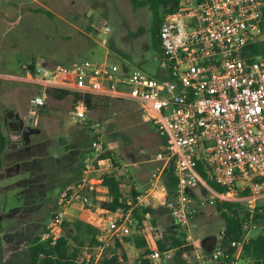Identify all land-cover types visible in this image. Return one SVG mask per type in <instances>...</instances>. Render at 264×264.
<instances>
[{
    "label": "built area",
    "instance_id": "built-area-1",
    "mask_svg": "<svg viewBox=\"0 0 264 264\" xmlns=\"http://www.w3.org/2000/svg\"><path fill=\"white\" fill-rule=\"evenodd\" d=\"M263 9L264 0H180L160 22L162 76L106 60L85 59L56 69L37 64L36 72L28 76L41 86L30 99L31 112L45 104L49 87L135 102L143 120L154 123L165 138L155 155L162 163L136 205L163 207L188 240L207 206L242 202L253 215L264 201V55L251 61L247 51L264 32ZM103 31L110 27L104 25ZM87 109L82 102L75 103L76 118L85 120ZM91 149L80 180L61 189L41 233L52 245L63 234L68 208L81 203L90 209L91 193L103 186L101 172L113 171L110 158H99L104 151L101 133ZM171 162L177 181L170 191L164 177ZM104 214L98 223L101 244L96 255L81 257L80 264H98L115 239L139 230L131 209ZM240 244L218 241L210 253L200 255L202 264H240L241 249L234 255L229 252V246ZM149 257L153 264L163 258L155 244Z\"/></svg>",
    "mask_w": 264,
    "mask_h": 264
},
{
    "label": "rangeland",
    "instance_id": "rangeland-1",
    "mask_svg": "<svg viewBox=\"0 0 264 264\" xmlns=\"http://www.w3.org/2000/svg\"><path fill=\"white\" fill-rule=\"evenodd\" d=\"M0 1L2 2L0 7V72L17 73V76L18 74L24 75L31 61L44 64L50 61L48 58L53 59L51 63H68L73 60H70L72 51L78 53L77 62L85 59L106 60L117 63L121 68L140 71L155 77L162 76L164 72L161 67L162 51L159 39L153 30L154 15L148 5L139 3L140 0H102L101 9L98 11L101 13L99 20L104 19L103 25L110 27L107 33L102 29L93 32L89 30L91 19L88 18L85 20L88 26L84 27V33H76L59 17L51 13L47 16L46 10L42 9L43 13L35 11L40 8L36 0H16L20 1L21 5L15 3V8L13 6L6 8L9 5L6 0ZM58 2V8L54 9L57 14L61 15L63 9L61 1ZM162 10L160 8L161 16H163ZM4 12L9 13V19L4 17ZM68 31L70 33H67ZM103 39H106V43H103ZM78 41L80 45H77ZM78 46H84L85 50L80 52ZM37 92L39 93L37 86L32 83L11 77L2 78L0 80V113L4 115L7 111L5 108L23 114V110H26L25 113L30 117L27 109L30 107L29 100ZM74 109L75 103L72 95L64 99H56L49 95L44 106L38 109L37 114L41 117L38 123L33 125L41 129V132L33 139L36 141L49 140L48 143H62V138H66L67 143H70L72 132L87 125L89 129L95 130L96 127L93 128L92 125L99 123L98 130L102 134L103 149L104 151L112 149L113 152L111 173L123 177L125 195L131 199L133 189L138 190L140 194H145L151 183L152 171L162 163L155 158L163 145L157 126L152 122L144 121L138 104L132 101L112 99L109 102H103L95 109H87L85 120L74 119ZM16 139L22 141L20 136ZM22 144L23 141L20 145ZM56 146L59 151L63 150L60 144ZM39 150L40 148L35 152ZM91 155V153L88 154V156ZM7 163L9 166L4 168L0 174V221L2 224L0 264H28L27 253L31 238L43 233L54 210L61 186H56L49 191L41 207L37 206L38 212L33 215V220H26L27 211L22 210L24 201L19 193L18 182L27 173L20 172L17 168L14 169L10 161ZM41 216H45L46 219L37 220ZM146 218L145 231H153L150 233L151 241L160 238L170 244L172 241L169 238V227L155 229L151 215ZM17 224L23 230L19 236L15 235L17 231L15 229H19ZM244 226L246 230L244 236L249 238L264 232V219H259L257 222L247 221ZM224 228L225 220L217 203L203 208L195 226L192 227V238L183 241L186 250L180 253L179 248H175L170 252H164L159 264H202L203 256L200 255L208 254L213 250L215 244L221 241ZM173 229H178V235L185 233L182 228L173 227ZM135 232L136 229L131 235ZM178 235L177 237L180 238ZM210 236L215 237V240L211 239L207 243L214 242L212 248L206 252L203 240ZM96 252V248L89 249L81 257L88 254L95 256ZM109 252L110 246L104 249L103 256H108ZM241 264L249 263L244 259Z\"/></svg>",
    "mask_w": 264,
    "mask_h": 264
},
{
    "label": "trees",
    "instance_id": "trees-1",
    "mask_svg": "<svg viewBox=\"0 0 264 264\" xmlns=\"http://www.w3.org/2000/svg\"><path fill=\"white\" fill-rule=\"evenodd\" d=\"M179 1L180 0H140L139 2L141 5H148L153 12L155 19V27L153 30L158 36L159 43V29L162 20L160 8L163 9L162 15H164L166 12L174 10L179 5ZM262 24L264 28V9ZM247 55L248 59L251 61L264 55V32L257 41L252 42L248 46ZM36 68V62L31 61L25 69V73L34 74ZM47 95L56 99H64L72 95L74 103L82 102L88 109H95L103 104V102H109L115 99L106 95L80 93L58 87H49L47 89ZM42 106L44 105L39 106L37 109H40ZM95 125H92V127L95 128ZM87 126L72 132L70 134L72 142L65 143L62 151H59L56 145L54 146L48 143V141H46L45 145L37 144V146H32V143L36 141V139L33 138H36L38 136L37 134H33L34 137L29 136L28 140L23 141V144L20 145L21 155L19 159L15 158L16 161L14 163L20 172L27 173L23 175L18 182L20 186L19 193L24 201V211H27L25 215L26 220H33V215L38 212V210H36L38 209L37 206L43 204L48 197L49 191L53 188L56 186L65 187L70 184V182L72 183L80 180L85 166V157L90 153L92 154L91 143L93 139L100 135V131L97 128L93 130L89 129L90 127ZM6 127L8 126L5 124L4 115L0 113V170L3 166H9V163H5L4 161V155L10 151L9 144L11 143V138L6 132ZM29 139H31V141H29ZM161 141L165 144V138L163 136H161ZM38 148H40V150L35 152ZM54 150L60 153L57 152V154H54ZM99 158H111V160H114L113 152L111 150H105L99 155ZM8 161L11 162V165L14 164L11 154ZM71 168L72 170L70 171L69 169ZM173 171L174 164L171 162L166 169L164 177L165 184L170 191L177 181ZM101 177L102 185L108 188L109 197L101 201L100 204L102 207L113 212L118 210L127 212L131 209V216L136 221L138 227H140L144 221L145 214L149 213L152 217L153 224L157 226L159 219L158 215L164 210L163 207L136 205L137 197L140 195V192L133 189L131 199H129L124 193L123 177L116 173L103 170L101 172ZM209 183L215 189H222V186L215 181L209 180ZM217 207L225 220V228L221 242L224 245H229L231 241H241L240 245L229 246V252L234 255L241 249L243 260H252L253 264H264V232L243 240V236L246 232L244 226L245 222L250 220L257 222L259 219H264V201L258 203L257 209L252 217L250 211L242 202H218ZM168 227L170 229L169 238L172 242L168 246V243L163 239L158 241L162 256L163 253L170 248H179L178 252L180 253L186 250L183 242L186 240V234L182 233V235H178V229H173V227H176L174 224ZM0 229H2L1 221ZM98 235L99 229L93 224L80 218L71 220L66 219L63 223V234L55 244L52 245L48 241L42 240L41 234H36L32 237L27 253L28 264H80L79 260L85 251H89V249H93L101 244ZM177 235L180 236V238L182 237V239L177 237ZM211 239L215 240V237L210 236L203 240L206 252H208L214 244V242L207 244ZM134 240L137 246H147L145 240H141L139 235H136ZM149 252L150 250L147 248L146 254H149ZM139 262L141 263L135 264H151V259L145 257ZM103 264H111V261L107 259ZM222 264L228 263L223 262Z\"/></svg>",
    "mask_w": 264,
    "mask_h": 264
},
{
    "label": "crops",
    "instance_id": "crops-1",
    "mask_svg": "<svg viewBox=\"0 0 264 264\" xmlns=\"http://www.w3.org/2000/svg\"><path fill=\"white\" fill-rule=\"evenodd\" d=\"M58 1H61L60 4L62 5V9H63L61 15L57 14L55 9H54V8H58V5H59ZM101 2L103 3L102 0H42V1L36 0V3L39 4L40 8H37V10H35V11H39L40 13H43L41 10L42 9L46 10L48 12L47 14L45 13L47 16H50L48 14L51 13V14L59 17L60 19H62V21L64 22V24L66 26L71 27L73 29V31L76 32V33H84V27L88 26L86 21H85L86 18L91 19L90 20L91 23L89 25V30H91L93 32L94 30L95 31H99V29L103 30V26H104L103 24L105 23V20H104L103 23H102L101 20H99V18L101 17L100 16L101 13L100 12L98 13V11H100V9H101V5H102ZM6 3L9 4V5H7L6 8H9L10 6H13V8H15L16 4L17 5L18 4L21 5L20 1H16V0H6ZM1 5H2V2L0 1V7H1ZM4 13H5L4 17L5 18L8 17V19H9V17H10L8 15L9 13L8 12L7 13L4 12ZM96 13H98L97 14L98 15L97 18H95L96 17L95 16ZM100 24L102 25V27H98ZM67 33H70V32L68 31ZM88 36H90V34H88ZM78 44H79V41H78L77 45ZM78 50L80 52H83L85 50V47L84 46H81V47L78 46ZM107 51H109L108 48H107ZM77 54H78L77 51L76 52L72 51L70 53V57H71L70 60L71 59H73V60H71V62H68V63H60V62L51 63V60H53V59L52 58H48L50 61H46V62H44V64L46 66H48L50 69H56L59 66H71L75 62H77L76 58L79 57ZM29 74L30 73H25L24 75H19L18 74V76H17V74H15V73H3V72H0V80L2 78H6V77L20 79L21 81L32 83V84L36 85L38 90L41 91V86L40 85H38L36 82L30 81L28 79ZM37 93H35V94H37ZM115 99H117V98H115ZM118 100L126 101L124 99H118ZM127 101H129V100H127ZM29 103H30V100H29ZM5 109H7V111L5 112L4 117L7 116V118H8L7 123H5L6 126H8V127H6V132H7V134L10 135L11 143L9 144V150L10 151L7 152L4 155V161H5V163H7L9 158H10V154H11V156L13 158V163H14L16 161L15 158H18V159L20 158V155H21L20 144L22 143L21 140L16 139V138H18V136L21 137V133L18 132V130L16 128V126H17L16 114H19L21 117H23V119H25V121H28L31 118H33V122H32V126L33 127H35L33 124H37L38 120H39V118L41 116H39L37 114L38 109L36 110L35 113L31 112V105H30V107L27 108L28 109V113L31 115L30 117H28L29 115H27L25 113L26 110H23V112H24V114H23L21 112L18 113V112L9 110L8 108H5ZM73 116H74V119H75L76 116L74 114V111H73ZM8 131H10V132H8ZM40 132H41V129H40ZM33 134L35 135V134H38V133H32L30 135L33 136ZM29 141H31V139ZM46 141H49V140H44L43 139V140L35 141L34 143H32L33 144L32 146H37V144L45 145ZM15 142H16V144H15ZM67 142H68L67 139L63 138L62 139V143H58V142L57 143L55 142V143L56 144H60L61 146H63ZM55 143L51 142V144H53L54 146L56 145ZM163 146H164V144L161 146V148ZM110 150H112V149H110ZM57 152H58L57 150L56 151L54 150V154H57ZM12 166H13L14 169H16L15 163ZM4 168H7V166H3L1 168L0 174L2 173ZM69 170L71 171L72 168L69 169ZM62 188L63 187H61V189ZM61 189H60V191H61ZM60 191H59V193H60ZM108 198H109L108 197V188L105 187V186L99 187L98 191H93L91 193V200L92 201H91V206L89 207L90 209H85L84 206L81 203H74L68 208V215L66 217L67 220H71V219H74V218H80V219H83V220L93 224L94 226H96L99 229L98 223H99V221H101V218L106 215V214H104L105 210H108V209L102 207L100 203H101V201L106 200ZM149 205H151L152 207H157V206H155V204L152 205V203L149 204ZM14 207H16V206H14ZM11 208H13V207H11ZM11 208H10V210H11ZM149 215H150L149 213L145 214L144 221L142 222L141 226L139 227V230L136 231L134 233V235L126 236V238L123 237V238L115 239L114 242L111 243V245H110L109 255L108 256H103V254H102V258H101V260L99 261L98 264H103L104 261L107 260V259L111 261V264H135V263H141L139 261H141L145 257H149V254H146V249L147 248L150 250V252H151L152 246H154V244H155V246H157L159 248L158 241L161 240V239L157 238L156 240L151 241L150 233L151 232L153 233V231H151V232L150 231L149 232L145 231V227H147L145 221L147 219L146 217L149 216ZM68 216H71L72 218L70 219ZM158 216H159L158 224H157V226H155V229L159 228V227H164V226H169V225H173L174 224L172 218L166 212L165 209L163 211H161V213H159ZM136 235H139L141 237V240L144 239L146 244H147V246H145V245L137 246V244H136V242L134 240V237ZM127 237H130V238H127ZM190 243H192V242H190ZM193 244H195V243H193ZM168 246H169V244H168ZM95 248H98V246H96ZM173 249H175V248H170L167 251H165V253L166 252H170ZM243 261L244 260L242 259V255H241L240 260H239L240 264ZM247 262L249 264H253L252 260H247ZM151 264H153L152 259H151Z\"/></svg>",
    "mask_w": 264,
    "mask_h": 264
},
{
    "label": "water",
    "instance_id": "water-1",
    "mask_svg": "<svg viewBox=\"0 0 264 264\" xmlns=\"http://www.w3.org/2000/svg\"><path fill=\"white\" fill-rule=\"evenodd\" d=\"M102 23L104 22V19L101 20ZM98 27H102L100 24ZM11 115V114H10ZM5 123H7V116L4 117ZM33 118H31L28 122L23 119L19 114H16V123H17V130L21 133V137L24 141H27L29 138V135L32 133H39L40 129L37 127L32 126Z\"/></svg>",
    "mask_w": 264,
    "mask_h": 264
},
{
    "label": "flooded vegetation",
    "instance_id": "flooded-vegetation-1",
    "mask_svg": "<svg viewBox=\"0 0 264 264\" xmlns=\"http://www.w3.org/2000/svg\"><path fill=\"white\" fill-rule=\"evenodd\" d=\"M28 121H29V120H28ZM28 121H27V122H28ZM21 138H22V137H21ZM22 141H24V140L22 139ZM41 205H42V204H40L38 207L40 208ZM19 208H20V206H19ZM24 209H25V208H23L22 210L24 211ZM41 219H44V220H45L46 217H45V216H41L40 218H37V220H41ZM17 225H18V224H17ZM18 228H19V225H18ZM15 230H17V231H15V235H16V236H17V235L19 236V233H21V232L23 231V230L20 229V228H19V229H15ZM32 237H33V236H32ZM8 239H9V238H8ZM31 239H32V238H31ZM16 242L19 243L20 241H16Z\"/></svg>",
    "mask_w": 264,
    "mask_h": 264
}]
</instances>
